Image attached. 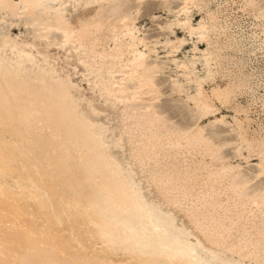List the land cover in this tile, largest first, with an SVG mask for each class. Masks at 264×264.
I'll list each match as a JSON object with an SVG mask.
<instances>
[{"label":"bare ground","instance_id":"1","mask_svg":"<svg viewBox=\"0 0 264 264\" xmlns=\"http://www.w3.org/2000/svg\"><path fill=\"white\" fill-rule=\"evenodd\" d=\"M246 1L264 17V3ZM65 4L0 0L1 9L25 17L48 45H73L69 52L79 56L89 74L97 71L94 81L88 78L91 88L105 102L123 107L126 128L115 135L99 120L103 111L93 100L81 108V98L72 91L81 87L69 71L62 75L47 53L32 50L34 43L1 31L0 264H264V188H252L253 178L243 172L254 164L256 179L264 177V127L252 125L249 107L237 99L248 75L240 71L216 82L228 57L224 50L233 46L229 39L220 44L219 37L228 33L216 12L209 9L194 23L191 8L199 0H183L167 23L173 33L183 28L208 44L205 49L195 44L192 57L181 59L186 36L165 41L166 57L184 78L172 77V90L184 94L199 116L193 126H182L171 124L156 106V77L166 64L150 60L152 53L159 57L158 50L142 36L133 11L118 13L107 24L96 16L74 24ZM104 25L110 31L104 37L108 46L99 49ZM85 37L90 39L84 56ZM90 58L100 66L95 68ZM209 81L214 84L207 88ZM232 105L234 114L221 111ZM206 118L232 128L225 135L234 133L236 139L216 142L205 132ZM168 147L166 154L175 151L176 170H151L147 178L145 155ZM227 147H234L236 158L246 164L227 157ZM115 148L124 151L123 159ZM193 150L203 156L208 178L201 180L197 168L184 166ZM215 161L220 168L209 165ZM138 162L143 177L135 168Z\"/></svg>","mask_w":264,"mask_h":264},{"label":"rangeland","instance_id":"2","mask_svg":"<svg viewBox=\"0 0 264 264\" xmlns=\"http://www.w3.org/2000/svg\"><path fill=\"white\" fill-rule=\"evenodd\" d=\"M258 1L264 3V0ZM199 3L198 6L194 5L191 8L193 10L191 14L193 13L192 17L194 23L206 17L209 9L215 11L219 21L226 27L228 33V36L222 35L219 37L220 44L222 46L225 45L228 39L233 43V46L224 50V53H226L228 57L222 60V67H220V71L217 73L216 82H226L229 78H234V76L240 74V71H242L244 76L245 74L248 75V84L242 93L238 95L237 99L242 105L249 107L251 117L253 118L252 125L254 127H264V17L247 6L246 0H199ZM65 5L66 14L74 24H78L80 18L88 22L93 21L95 16L100 17V20L107 24L117 19L114 18L116 14L132 10L136 16V24L141 30L142 36L149 41L148 44L151 47L154 46L158 50L159 57H157L155 53H152L150 60L158 63L164 62L166 64L165 69L159 72V75L156 77L157 84L160 88V98L156 101L158 110L169 119L171 124L193 126L199 121L197 120L199 116L194 109V104L192 102L188 103L184 94L173 92L172 77H179L182 80L184 78L180 76L181 71L177 68L176 64L170 62L168 60L169 58L166 57L168 47L165 45V41L168 38L174 39L176 34L181 37L186 36V43L178 53V57L181 59L192 57L195 44H197L200 49H205L208 46L205 40L197 36L192 37L188 35L183 28L176 27L175 33L168 29L167 23L176 18L178 10L183 5V0H144L142 3L138 0H117L106 1L101 4L98 2H90L87 4L84 0H66ZM115 27L121 30L122 23L116 21ZM102 28L104 31L99 36L103 39V43L98 46L99 49L108 46L104 37L106 34H110V31H108L105 25ZM2 30L10 33L13 38H16L20 42L25 41L34 43L36 47H33L32 50L35 53H37V49L47 53L51 58V62L55 64L62 75L65 76L69 71L74 81L78 82L81 87V92H77L75 89L72 90L76 96L81 98V108L87 109V100H93L95 106L103 111L99 120L109 125L114 130L115 135H119L120 132L126 128L124 114L121 110L123 107L120 109L115 107L110 101L105 102L99 91H94L91 88L88 78L94 81L97 78L95 76L97 71L93 74H89V67L80 62L79 56L75 52H69L70 49H73V45L68 44L66 49L61 48L57 44L48 45L46 40L39 37L35 30V25L27 23L25 17H15L10 10L1 9L0 7V40ZM58 35L60 38V34ZM87 38L85 37L83 39H87L85 41L82 40L83 48L80 47L82 55L84 56L86 45L89 43L88 41L90 39L89 37ZM111 43L113 44L112 41H110V44ZM76 45L78 46L79 42H76ZM8 53H11V51L8 50ZM197 55L201 56V53H197ZM89 60L91 63H94V65L96 64L92 58ZM97 66H100V63L96 64L95 68ZM198 69L200 73L203 74L204 65L202 62H198ZM213 84L214 82L209 81L206 87L210 88ZM145 98L147 99L148 95L145 96ZM221 111L230 115L234 114L233 105L227 108L222 107ZM202 124L205 126V132L212 136L216 142L236 139L234 133L225 135L227 132L233 131L230 127L220 125L214 126L209 123L208 118L203 119ZM126 148L127 151L125 155L129 157L131 149L129 142L126 143ZM169 149V147L167 149L163 148L158 155L152 153L151 150L148 151L150 152L149 155L153 158H149V155H145V167L148 170L144 175H146L147 178L150 176L151 170H159L164 173L176 170V168H174V164L177 162L174 158L175 151L172 150L171 154H166V150ZM235 150L234 147H227L224 150V154L227 157H233V162H242L246 164L245 159L236 158ZM114 151L123 159V150L115 148ZM188 153L189 152L186 153V156L188 155L187 157H189L190 161H185L186 163H184V166L188 163L187 166H192L194 169L197 168L196 172L199 174L201 180L202 178H208V169L206 164L202 162L203 156L201 153L198 150H193L192 154ZM206 158L207 161L210 160L208 156H206ZM156 159L158 161H156ZM194 161L197 163H194ZM256 161L257 160H253L252 162ZM221 164L220 161H215L209 165L214 168H220ZM135 168L139 170L141 177H143L140 162H138V166H135ZM243 172L245 177L253 178L252 180H254V183L252 188H264V177L256 179L255 176L258 172L257 165L250 164L244 168ZM146 184H148V182L145 178V185ZM246 236L251 237L250 234Z\"/></svg>","mask_w":264,"mask_h":264}]
</instances>
